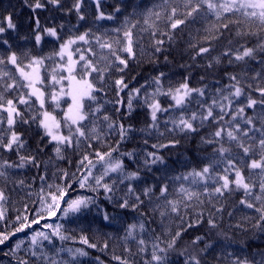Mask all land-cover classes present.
Segmentation results:
<instances>
[{
	"label": "snow or ice",
	"instance_id": "obj_1",
	"mask_svg": "<svg viewBox=\"0 0 264 264\" xmlns=\"http://www.w3.org/2000/svg\"><path fill=\"white\" fill-rule=\"evenodd\" d=\"M93 2L95 5L93 22L118 21L120 26L105 30L99 35L88 28L79 34L69 36L60 44L59 51L50 56L31 55L30 51H26L23 53L27 59V64L24 66H21L20 56L17 52L11 51V46H9L7 56L0 54V65H5L6 62L14 65L20 79L24 82L20 83L10 73L0 71V78L7 77L12 81L4 84L5 90L14 89L18 84L21 88L27 89L26 95H21L15 100L5 99L3 94L0 93V110L6 113V122L10 130L7 142H5L3 134H0V148L7 149L10 152L15 151L18 154V162L8 160L0 162V177L7 178L9 169L25 168L27 166H32L37 170L41 168L42 162L39 159V155L43 151L41 147H37V154L35 155H19L20 150L25 147L27 142L23 139L22 134L12 130L18 118L22 124H28L29 121H32L43 129L41 141L47 137L48 143H54L53 151L57 159H65L64 152L74 147L79 148L82 142L86 144L88 149L81 153L76 164V172L69 173L67 170L58 169V176L56 173L51 174L53 183H48L47 164L44 165V174L39 176L41 187L36 194L37 200L33 201L35 207L29 210L28 205L25 204L24 211L15 217L14 223L16 226L10 231H0V245H4L18 233H25V236L18 239L10 249V253L13 255L21 251L25 252V256L19 258L16 264H30L31 258H36L37 262L44 260L45 264H69L68 261H58L45 252V241L52 244L54 238H59L61 241L72 238L68 234L64 223H49L48 221L57 218L72 223L75 221L68 218L74 217L76 220L86 218V214L91 213L94 208L100 212L104 221L115 219L106 209H102L98 203L101 190L109 203L123 210L139 211L141 206L145 205V200L141 199L142 196L149 203L152 202L153 197L158 201L163 200V205L156 204V209H160L161 220L163 221L165 217L172 214H175L179 220L177 230L172 231L171 228L165 230L164 235L168 239L161 240L160 236L155 238V242L151 246V259L145 261V264H170L169 252L176 250L177 242L182 239L188 229L202 226L205 223L211 230L220 229L223 220V206L216 207L212 205L214 211L203 209L205 200L208 204H211L213 199L224 197L225 193L231 195L235 191H243L245 198L241 199L239 203L258 214L252 217L255 221L252 228L264 233V86L254 89L260 95V99H255L252 97L251 92L246 91V87L251 89L252 85L242 86L241 81L235 74H229V79L234 83L228 85L226 89H217L219 99L213 98L211 104L203 111L199 113L191 112L188 115L181 111L178 118L169 117L167 121H164L166 132L174 133L178 131L188 135L198 132L197 122L202 127L206 121L212 120L218 125L217 130L211 133L210 138L202 137L201 141L207 145L218 146L213 149V153L208 157L210 162L204 164L201 168H193L179 176L165 177L159 182L158 187L157 185H148L143 187L139 193L133 182L141 179V169L137 167L136 170L130 171L124 161L125 156L130 159H139V157L134 152L121 153L119 151L120 143L129 139L130 134L136 129L131 124L125 125L122 120H114L107 112L102 117L107 129L106 133L101 131L94 122L97 114L104 111V104L99 102L97 94L104 92L106 77L111 76L114 71L121 74L125 73L126 69L129 68L130 61L138 60L137 49L139 48L141 53L144 51L142 33L147 32L149 34L152 53L155 55L164 51L165 39L157 38L158 35L166 37L168 42L171 43L175 37L169 34L170 32L174 33L176 29L186 25L189 21L194 23L198 19L207 20L209 17H214L216 21L227 22L213 24V29L219 32L220 35L212 37V39L218 40L223 35L224 30H230L233 26L236 28L235 35L237 37H259V43L255 47L240 45L235 52L229 47L223 53L224 56H232L236 61L255 60L259 56L261 57L260 63L264 64V0H160V3L145 8L141 14L143 27H140L139 31L137 29L141 25L140 19L134 20L131 15L125 16L122 21L118 19L117 14L121 12L119 5L115 6L114 12L106 13L102 10V0H93ZM84 4L85 0H74L67 11L69 13L75 12L78 21H84L86 19L85 12L82 10ZM48 5L61 10L64 7L62 0H34L30 7L35 11L44 9ZM135 14L136 10L133 9L132 15ZM161 21L166 22L168 31L160 30L158 25ZM35 25L36 29L33 35L37 45L43 40L44 34L56 37L59 40L57 27H64L62 24L57 27H42L38 18L35 19ZM97 27L99 29L100 26L97 25ZM252 28H255L256 31H252ZM16 29L17 24L13 21L12 14L0 20V34ZM108 31H111L114 35L109 36ZM22 39H27V37ZM205 40L209 45L207 47L191 45V47L196 48V56H202L212 50L211 40L208 37H205ZM79 42L88 45L94 42L101 50L102 55L98 60L89 58L85 52L91 54L92 57H96V52L93 51L91 46L83 51L79 47L74 49L73 46L78 45ZM3 43L8 44V41L5 40ZM229 43L231 44V41ZM105 50L107 51L106 55L103 54ZM77 53H79L78 58H74ZM54 57H60L62 62L52 68L47 76L50 78L51 87L56 89L58 86V90L46 93L43 91L46 78L45 75H42V69L46 68L45 61ZM164 59L167 60V56ZM214 59L217 63L220 62L219 57ZM229 63H232V59H229ZM212 66V62L209 61L208 67ZM261 76L262 74L257 72L254 79ZM165 78L166 73L162 71L152 77L151 83L154 88L149 93L144 85L129 88L131 82L126 81L124 75H121L119 79L112 80V85L117 94L116 99L105 101V103L112 104L117 113L124 110L127 116L130 117L135 111L133 101L138 98L142 99L143 106L150 110L151 124L147 129H140L139 131L144 132L149 129L158 131L161 123L158 119V113H166L170 108L183 109L185 105L191 102L190 98L193 93L198 94L200 97L205 95L204 88L190 87L187 78L179 86L169 87L167 91H163ZM142 89H144L143 94ZM225 90L227 91L226 95L223 94ZM121 93L127 96L126 100L124 96H121ZM160 96L170 97L174 104H169L168 108L163 107L159 99ZM241 97L246 100L244 106H237L233 110L232 105L234 103L239 105ZM33 98L39 102V111L25 119L24 113L20 111L18 105L28 106L30 109V101ZM65 98H67V106L63 110L61 118H57L52 111L45 107L50 99L55 108H59L61 101ZM197 103L200 102L197 101ZM93 104L95 107H93ZM258 105L260 106L258 113L253 116L245 115V108L256 109ZM215 108L220 109V111L218 113L214 112ZM226 115L231 116L227 122V128L223 123ZM237 117H241L243 123L250 127L242 129L241 124L237 122ZM257 122L260 124L259 128H257ZM0 123H4L3 117H0ZM168 123H171V128H167ZM88 125H91V127H88ZM253 130L260 133L256 145L259 149V159H252L250 163L243 166L249 170H259L257 173H253V175L258 176V182L245 176L235 157L228 158L226 154H231V149L224 147L223 144L226 136L229 142L235 141L245 155L254 154L253 145L245 146L242 139V137H248ZM113 133L119 137L115 146L108 144L106 141V136ZM159 135L164 137L165 133L161 132ZM250 139L255 140V137H250ZM91 141L104 145L106 150H97L93 147ZM179 143L178 139L173 138L169 139L167 143L153 144L151 146L153 151L144 153L143 168L151 171L152 166L163 165L166 170V160L160 154V150L174 148ZM240 160L243 162V157H240ZM222 163L226 164V167L222 169L223 174L220 171H215L216 166ZM56 180H59V182H55ZM168 180L187 181L190 186L185 187L181 183L179 188L175 189L178 198L169 199L170 184L167 182ZM210 181L212 182L211 188L209 187ZM16 183L24 185L25 182L19 180ZM119 185L124 186L125 194L114 199L116 192L119 190ZM76 186L79 189H87L93 195H74L77 192ZM257 187L261 194L254 196L253 200L255 202H253L248 197L252 195ZM200 188H202V191L199 190ZM157 191L159 195H156ZM202 196L205 197V200L201 199ZM8 201L9 195L4 187H0V221L8 219ZM189 209H192L195 213V219L190 217L186 219ZM182 211L185 215H181ZM217 213L220 215H217ZM141 215L146 214L141 213ZM228 215L231 216L232 213H228ZM236 226L242 228V225ZM5 229H7V225H5ZM146 231V225L143 222L129 224L126 228L124 240L127 241L129 237L136 239L139 236V251L141 253L146 252L147 246L143 239ZM216 237L213 240L208 234L195 236L191 244L195 246L203 243L204 246L196 253H188L187 249L181 251L179 254L184 257V264H208V261L203 260V257L216 251L220 253V255L214 257L216 264H221V261H224L225 264H264V252H259L256 256L249 258V255L245 254L247 250L244 247L231 251L237 242L227 232L219 231L216 233ZM80 240L89 248H97V244L90 243L87 235L82 234ZM161 243L164 244V247L160 246ZM239 243L243 244L242 241ZM25 245H27L26 248ZM103 247L107 249L108 243L105 242ZM64 251L69 253L76 264H79V261L76 260L77 257L88 255V252L83 248H61L56 254L59 255L60 252ZM125 251L131 252V249L126 248ZM185 253H187L186 256ZM113 259L118 261L119 264H131V261L123 256H114Z\"/></svg>",
	"mask_w": 264,
	"mask_h": 264
},
{
	"label": "trees",
	"instance_id": "obj_2",
	"mask_svg": "<svg viewBox=\"0 0 264 264\" xmlns=\"http://www.w3.org/2000/svg\"><path fill=\"white\" fill-rule=\"evenodd\" d=\"M74 0H62L63 10L58 9L52 5H48L44 9H37L33 11L32 5L34 0H0V20L5 16L12 14L13 21L17 24V29L15 31L9 30L4 34H0V54L7 56L9 54V46H11V51L17 52L20 56L21 66L27 64V59L24 57L23 53L30 51L31 55L36 56H50L54 52L59 51V47L62 41L66 40L69 36L79 34L88 28H91L93 33L99 35L105 30L113 29L120 26L118 21H98L93 22V17L95 15V5L92 0H85V4L82 10L85 12L86 19L84 21H78L77 14L75 12L69 13L67 9L71 7ZM160 3V0H102V10L106 13L114 12L115 6L119 5L121 7V12L117 14L120 21L123 20L125 16H130L132 19H140L141 25L138 26L137 31L140 27H143L141 14L146 7L152 4ZM133 9L136 10V14L132 15ZM38 18L40 25L42 27H57L58 25H64L63 28L57 27L60 39L56 37H50L44 35L43 40L39 45L34 41V30L36 29L35 19ZM235 19V17H233ZM227 22V21H216L214 17H209L207 20L198 19L196 22L189 21L186 25L180 26L169 34L174 35L175 39L173 42H168L166 37L157 36V38L165 39L164 51L153 55L151 48V39L147 32L142 33L143 49L141 53L140 49H137L138 60L130 61L129 68L126 69L125 73L121 74L114 71L111 76L106 77V85L104 87L103 93H98V99L101 104H104V111L97 114L95 118V123L97 127L103 131L107 132L105 127V122L102 117L105 112L112 116L114 120L123 121L125 125L131 124L134 126L136 131L130 134V138L124 142L120 143L119 151L121 153L134 152L139 159H130L127 156L124 157L125 164L130 171H134L139 167L141 169V179L133 182L137 186V192L139 193L143 187L148 185H159V182L165 177L171 178L185 174L193 168L199 169L204 164L209 163L208 157L213 153V149L218 145H207L202 143L201 138H210L211 133L217 130L218 125L212 120L206 121L201 127L199 122H197L198 132L185 135L183 133L174 132L168 133L165 131L164 121H167L169 117L176 119L181 114V111L185 115L191 112H201L209 104L213 98L219 99V94L216 92L217 89H226L228 85L234 83L229 79V74H235L237 78L241 81L242 86L252 85L251 89L246 87V91L251 92V95L255 99H260L258 92H255L256 87L264 86V64L260 63L261 57H257L255 60L246 61H236L232 56H224L223 53L229 47L235 52L240 45H246L248 47H255L259 43V37L249 36L246 38H240L235 35L236 28L233 26L230 30H224L223 35L220 38L212 39V37L219 36V32L213 29V24ZM99 25V29L97 27ZM159 28L161 31H168L166 22H159ZM252 31H256L252 28ZM109 36L114 34L108 31ZM27 37V39H22ZM205 37L211 40L212 50L209 53H205L202 56H196V48L191 47V45H198L200 47H207L208 42H206ZM7 40L8 44H4L3 41ZM231 41V44L229 43ZM75 48L79 47L82 51L87 49L89 46L93 48L96 52V57H92L91 54L86 53L89 58L98 60L102 55L101 50L93 42L91 45L85 44L84 42L74 45ZM104 55L107 54L105 50ZM167 56V60H165ZM195 57V59H193ZM219 57L220 62L217 63L214 58ZM229 59H232V63H229ZM212 62V67H208V62ZM60 57H54L51 60H46V68L42 69V75H45L46 82L43 91L49 93L53 90H58L51 87L50 78L47 73L59 63H61ZM0 71L10 73L12 77L24 83L16 70L14 65L5 63V65H0ZM165 72L166 78L164 80L163 91H167L169 87L175 88L179 86L180 83L184 82L185 78L188 79L190 87L193 88H204L205 95L200 97L198 94L193 93L190 98V103L185 105L183 109L180 108H170L166 113H158V119L161 121L159 130L149 129L147 131L141 132L140 129H147L151 124L150 110L143 106V100L137 99L133 101L135 111L132 115L127 116L126 112L122 110L117 113L112 104L105 103V101H114L116 99V90L112 85L113 79H119L121 75H124L126 81H130L129 88H136L144 85L145 89L151 93L153 91L154 85H152V77L156 76L159 72ZM257 72H260L262 76L260 78H255ZM203 78V79H202ZM148 82L147 84L145 82ZM12 81L7 77L0 78V93L3 94L5 99H17L21 95L27 94V89L21 88L19 84L16 88L5 90L4 84L11 83ZM206 86V87H205ZM127 91V90H126ZM144 89H142L143 94ZM223 94H227L225 90ZM124 99L127 96L121 93ZM160 102L163 107L168 108L169 104H174V101L170 100L168 96H160ZM34 98L30 101L31 108L28 106L18 105L21 112L24 113V118L28 119L30 115H35L39 111V104L37 101L33 103ZM67 98L61 101L59 108H55L54 103L49 99L46 103V108L56 114L58 118L63 115V110L66 108ZM197 101L200 103L198 104ZM241 103L238 105L234 103L232 105L233 110L237 106H244L246 102L244 97L240 98ZM93 107L95 105L93 104ZM220 109L215 108L214 112H219ZM260 111V106L258 105L256 109L245 108L246 116H253ZM0 117H3L4 123H0V134H3L5 142H7L10 136L9 126L6 122V113L0 110ZM231 116L226 115L224 117V126L227 128V122L230 120ZM237 122L241 124L242 129H247L248 125L243 123L241 117H237ZM87 124V122H85ZM91 127V125H88ZM171 123L167 124V128H171ZM260 127L259 122H257V128ZM19 134H22L23 139L26 140L25 147L20 150L19 155H35L37 147H41L43 151L39 155V159L42 162L41 168L39 170L33 168L32 166H27L25 168H15L9 169V175L7 178L0 177V187H4L7 194L9 195V201L7 204L8 208V219L6 221H0V231L12 230L16 225L14 223L15 217L24 211V205L27 204L29 210H32L35 205L33 201L37 200V193L41 187V181L39 176L44 174V165L47 164L48 172V183H53L52 173L59 175L58 169L67 170L69 173L76 172V164L80 159L82 152L87 151L86 144L83 142L79 148L68 149L64 152L65 159H57L53 151L55 145L54 143H48V138L45 137L41 141V136H43V129L38 127L35 122L29 121L28 124H22L17 119V123L14 125L13 129ZM87 131V129H86ZM164 132V137H160L159 133ZM250 137H255V140L250 139ZM178 139L180 141L179 145L174 148L161 149L160 154L165 157L167 168L163 165L152 166L151 171L143 168L142 159L144 153L147 151H153L151 147L153 144L157 143H167L169 139ZM260 138V133L253 130L249 133L248 137H242L245 146L249 144L253 145L254 154L245 155L242 152L235 141L229 142L227 137H224L223 144L224 147L231 149V154L228 158H236L237 163L242 167L245 176L250 179L257 180L258 176L253 175L259 170H249L244 167V164L250 163L252 159H259V149L256 146ZM119 137L117 134L113 133L110 136H106V141L108 144L115 146ZM147 141V143H145ZM93 147L97 150H106L104 145L91 141ZM240 157H243V162H241ZM219 158L218 156L216 157ZM3 160L17 161L18 154L15 151H8L7 149L0 148V162ZM226 167V164H220L216 166L215 171H220L223 174L222 169ZM19 180H23L24 185H19L16 183ZM55 182H59L56 180ZM169 187V199H176L177 193L175 189H178L180 184L183 183L185 187L190 186L187 181H176L168 180ZM77 187V192L75 194H86L93 195L87 189H79ZM196 187V186H193ZM209 187H212V182H209ZM199 190L202 191V188ZM31 194V195H30ZM125 189L123 185H119V190L116 192L115 197L124 196ZM259 188L257 187L248 199L253 200V197L260 195ZM156 195H159L158 191ZM244 193L242 190L233 192L231 195L225 193L224 197H217L213 199L211 204H208L205 197H201L205 200L204 209L212 210V205L216 207L223 206V220L221 223V228L217 230H211L207 227L205 223L202 226L194 227L188 229V231L183 235L182 239L177 242L176 250L169 252L170 264H184V257L180 256V252L187 249L188 253H196L200 248H203V243L199 245H192L191 241L197 235L208 234L211 239H216V233L219 231L227 232L229 236L233 238L237 243L234 244L231 251H235L237 248H246V255L249 258L256 256L259 252H264V233L259 232L252 228V224L255 222L252 217L258 215L252 209L246 208L241 205L239 201L244 199ZM141 199L145 200V205H142L139 211H133L131 209L123 210L118 209L114 204L109 203L101 190L98 198V203L102 209H106L110 215H113L115 219L110 221H104L102 215L95 208L91 213L86 214V218H81L76 220L74 217L68 218L75 222L69 223L68 220H58L57 218H52L49 221L64 223L65 228L68 230V234L72 238L66 239L64 241L59 240V238H54L52 244L47 241L45 244V252L52 258L58 261H68L69 264H76V261L72 259L67 251L60 252L57 255V251L61 248L63 249H78L83 248L88 252L87 256L77 257L76 260L79 264H119L118 261L114 260V256H123L131 261V264H145V261L151 259L152 244L155 242V238L160 236L161 240H166L168 237L164 235L165 230L171 228L172 231L177 230L179 220L176 218L175 214L165 217L163 221L159 215L160 209H156V204L163 205V200H156L153 197L151 203L147 201L143 196ZM253 202H255L253 200ZM19 210V211H17ZM145 213L146 215H141ZM228 213H232L231 216ZM181 215H185L182 211ZM217 215H220L217 213ZM195 219V213L192 209H189L187 218ZM143 222L146 225L147 231L143 235V239L146 242L147 251L141 253L139 251L138 240L129 237L127 241L124 240L126 236V228L129 224ZM7 225V229H5ZM236 225H242L237 227ZM30 234V233H28ZM87 235L90 243L97 244V248L92 249L87 245H84L81 240V235ZM25 235V233H18L16 236L12 237L4 245H0V261L3 259H13L7 252L8 248H12L15 244L17 237ZM243 242L240 244L239 242ZM108 243V248L103 247L104 243ZM161 247L164 244L161 243ZM27 245H25V248ZM126 248H130L131 252L125 251ZM23 257L25 252L22 251ZM187 253H185V256ZM220 255L219 251L213 252L211 254L205 255L203 260L208 261V264H216L214 259L215 256ZM258 258V256H257ZM30 264H45L44 260L36 261V258L30 259ZM221 264H225L221 261Z\"/></svg>",
	"mask_w": 264,
	"mask_h": 264
},
{
	"label": "rangeland",
	"instance_id": "obj_3",
	"mask_svg": "<svg viewBox=\"0 0 264 264\" xmlns=\"http://www.w3.org/2000/svg\"><path fill=\"white\" fill-rule=\"evenodd\" d=\"M44 35H46V34H44ZM51 37V36H50ZM63 43V42H62ZM79 43H82V42H79ZM73 48L75 49V46H73ZM78 55H79V53H77L76 54V56H74V58H78ZM34 100H35V98H34ZM170 100H171V98H170ZM38 102V101H37ZM38 104H39V102H38ZM58 118V117H57ZM49 223H52L51 221H48ZM54 223V222H53ZM21 238H23V237H21ZM20 239V238H19ZM9 252H10V249H9ZM11 254V253H10ZM12 255V257H14V258H17V256H19L20 255V253H18V254H16V255H13V254H11ZM8 262H10V261H8Z\"/></svg>",
	"mask_w": 264,
	"mask_h": 264
}]
</instances>
